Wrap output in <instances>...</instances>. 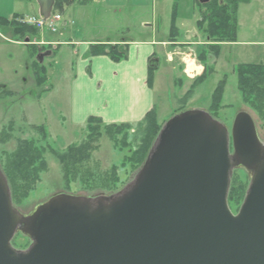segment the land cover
<instances>
[{"label":"water","instance_id":"95a60500","mask_svg":"<svg viewBox=\"0 0 264 264\" xmlns=\"http://www.w3.org/2000/svg\"><path fill=\"white\" fill-rule=\"evenodd\" d=\"M37 2L50 16L55 0ZM239 167L251 181L233 213ZM19 231L31 239L25 250L12 245ZM0 264H264V143L252 116L238 113L230 134L206 111L176 114L120 191L61 193L29 215L0 167Z\"/></svg>","mask_w":264,"mask_h":264},{"label":"rangeland","instance_id":"374dc122","mask_svg":"<svg viewBox=\"0 0 264 264\" xmlns=\"http://www.w3.org/2000/svg\"><path fill=\"white\" fill-rule=\"evenodd\" d=\"M175 1L177 2V30L172 35L169 31L172 23V6ZM104 6L101 0H95L92 6L79 10V18L64 15L62 20L57 22L60 24L69 20V23L74 24H70L67 36L61 38L68 43L60 45L53 55L44 56L43 66L47 79L41 86L35 85L36 77L35 73L33 74L34 66H32L39 55L37 46H28L19 42L25 37L15 34L14 30L15 26L21 24L10 25L9 28L0 26V160L6 152H11L16 148L18 140L40 139V133L34 129L35 126H45L47 134V140H42L40 143L47 149L43 152L45 161L44 169L39 175L40 178L32 192L22 195L19 205L14 204L22 214H31L40 204L61 193L90 197H96L102 193L105 195L113 193L103 190L104 184L99 187V190L91 192L82 189L80 185L86 188L90 185L85 181L91 173L104 177L103 174L116 169V175L120 179L116 183L118 191L131 182L137 173L134 174L132 169L124 163L126 157L130 156L140 143L143 136V123L133 124L126 135L122 133L114 138L107 136L102 130L101 136L92 142L95 148L90 158L81 167L87 171V174L83 173L86 175L83 178L84 182L73 180L69 188L66 187L61 165L53 152H50V149H53L63 153L70 145H81L87 142L86 127H78L70 120V107L75 104L72 94L78 62L75 51L81 50L85 41L106 37L118 40L135 38H149L158 42L164 40L165 44L157 50L161 64L169 69L174 68L177 75L183 72L187 79L189 77L185 72L188 71V61L193 62L192 66L195 65L194 70H196L201 64L200 51L212 53L210 54L212 58L207 60L206 64L210 65L208 71L210 69L214 71L208 72L209 75L205 82L195 81L198 77L196 76L192 78L193 80H189V83H185L176 75L174 77L177 79V87H174L169 85L170 77H172L168 74L169 70L161 66L159 78L164 80V89L159 88L156 91L159 120L163 122L170 119L178 108L182 111L203 110L225 125L231 134L236 115L245 111L252 116L258 136L264 143V110L263 112L256 110L243 101L235 73V67L238 64L251 62L248 58L253 60V64H264V59H262L264 58V45L225 44L220 46V53L215 57L210 49L209 44L211 43L207 42L196 25L200 18L198 0H156L153 12L150 7L148 11L141 13L130 12V8L124 11L109 12L105 11ZM27 8L28 16L38 13L39 7L36 3L27 4ZM152 15L156 23L152 20L149 23H142L143 17L151 18ZM146 24H149V27ZM25 34H28L34 42L39 39L38 36H32V32ZM51 34L60 38L58 31ZM262 37H264V30L257 34L256 38ZM170 38L175 41H171ZM244 39L245 37H241L242 41ZM70 41L79 43L73 47ZM121 45L124 44L121 43ZM194 70L188 72L192 73ZM224 78H226V86L221 107L214 111L211 109L212 94ZM182 85L186 91L179 93L178 86ZM96 94L94 93V98ZM230 148L233 153L232 142ZM236 180L244 181L248 189L251 173L245 168H235L231 177L230 189L234 181L240 183ZM93 185L96 186L94 182ZM243 201L241 203H238V200L235 201L236 203L232 202L233 213L239 211ZM30 244L31 239L21 231L17 232L12 240L13 247L18 250H25Z\"/></svg>","mask_w":264,"mask_h":264},{"label":"trees","instance_id":"16d2710c","mask_svg":"<svg viewBox=\"0 0 264 264\" xmlns=\"http://www.w3.org/2000/svg\"><path fill=\"white\" fill-rule=\"evenodd\" d=\"M26 3L36 2V0H25ZM89 2L88 0H55L54 12L63 14L65 9L73 4ZM199 2L200 18L197 20L196 25L199 32L203 37L210 42V49L216 57L220 53V46L224 43H234L238 41V34L240 29L238 11L239 6L242 3H246L247 0H209V2ZM177 2H174L172 9V23L170 32L173 35L177 30ZM8 25H16L13 22H6ZM15 34L23 35L26 32H32L37 34L38 30L32 26L17 25L15 26ZM171 39V38H170ZM175 41V39H171ZM90 54L92 56L106 55L113 61H121L127 58L128 51L126 45L120 44H93L90 47ZM199 61L204 65V71L196 81L203 82L207 80L208 72H213L209 69L210 65H207V60H210L212 56L209 52L200 51ZM36 64V65H35ZM34 73L36 77V84L38 86L43 85L46 82V70L45 67L34 62ZM214 68V67H213ZM235 73L237 75L238 89L242 94L243 101L256 110L263 112L264 110V64L243 63L235 67ZM153 69L150 70L148 83L153 84ZM226 86V78L221 80L212 94V110H218L221 107V101L223 100V94ZM182 111L181 108L177 109L173 114ZM144 124L143 136L140 143L131 153L126 157L125 165H128L135 174L145 162L156 138L159 135L165 121L158 120L155 109L150 110L140 122ZM132 128L131 124H106L99 117H89L86 125L88 131L87 142L81 145H70L65 152L59 153L53 149L50 152L56 156L59 164L61 165V172L66 184L69 188L70 184L74 181L84 182L83 178L86 176L87 171L81 167L90 158L93 148L92 142L99 138L104 131V134L114 138V136L122 133L127 134V131ZM40 133L41 138L35 140L20 139L11 152H6L3 159L0 160V167L4 172L8 183L10 185L13 202L16 205L20 203V197L32 192L35 184L40 178V172L44 169L43 152L47 149L40 143L47 140V134L45 126L39 125L34 127ZM127 129V130H126ZM103 130V131H102ZM53 150V151H52ZM85 172V174H83ZM102 177L99 174L89 175L85 182L90 185L86 187L80 185L82 189L87 192L93 190H99L102 187L103 190L114 193L118 191L116 183L120 180L116 175V169H111L108 173L103 174ZM97 176H100L99 178ZM238 181V180H236ZM93 182L96 186L93 185ZM237 183L234 181L232 185L228 203L231 209H233L232 202L237 201L241 203L246 193V183L242 180ZM68 184V185H67ZM84 184V183H83ZM113 184V185H112ZM236 203V202H235Z\"/></svg>","mask_w":264,"mask_h":264},{"label":"crops","instance_id":"0c3cea01","mask_svg":"<svg viewBox=\"0 0 264 264\" xmlns=\"http://www.w3.org/2000/svg\"><path fill=\"white\" fill-rule=\"evenodd\" d=\"M88 1L86 4L78 3L67 7L62 16L79 18V10L95 3V0ZM101 2L105 4V11L118 12L130 8V12L141 13L148 11L150 7L153 12L156 0H101ZM27 13V3L24 0H0V26L9 28L6 22ZM238 17L240 24L238 41L232 44L264 45V37L256 38L257 34L262 33L264 30V0H248V2L241 4ZM151 20L156 23L154 15L151 18L143 17L141 21L142 23H149ZM70 24L74 23H69L68 20L58 24L60 38L55 37L49 31L39 34V39L36 42L38 52L45 47L44 51H50L51 54L47 55L50 56L53 55L55 50L59 49L60 45L68 43L61 38L67 36ZM146 25L149 27V24ZM241 37H245V39L242 41ZM69 43L74 47L79 42L70 41ZM83 43L81 50L75 51L74 49L78 62L72 88L75 104L70 107L72 124L85 127L91 116L99 117L108 124H137L144 119L150 110L155 109L157 112L156 91L159 88L164 89V80L159 78L160 68L163 65L157 55V50L165 44L164 40H161V42L149 38L118 40L106 37ZM98 43L126 44L127 58L121 61H113L106 55L92 56L90 47L92 44ZM248 60L251 62L243 63H254L253 60L249 58ZM190 61H188L189 72L195 69L192 66L193 62L190 63ZM163 67L169 70V75H172L169 85L177 87V79L174 77L177 75L175 69ZM197 68L196 73L188 79L183 72H180L177 76L185 83H189V80H193L196 76L202 74L203 66L199 65ZM151 69H153L154 79L153 84L149 85L148 78ZM189 74L192 75L193 72ZM178 88L179 93H181L180 91H186L183 85L178 86ZM94 93H97L95 98Z\"/></svg>","mask_w":264,"mask_h":264},{"label":"built area","instance_id":"2783aa9c","mask_svg":"<svg viewBox=\"0 0 264 264\" xmlns=\"http://www.w3.org/2000/svg\"><path fill=\"white\" fill-rule=\"evenodd\" d=\"M55 19H59V16H56ZM29 22L32 24H35L39 27L48 26V27L53 28V26H54V21H52V20L47 21V20H44L42 18H32V19H29Z\"/></svg>","mask_w":264,"mask_h":264},{"label":"bare ground","instance_id":"6f19581e","mask_svg":"<svg viewBox=\"0 0 264 264\" xmlns=\"http://www.w3.org/2000/svg\"><path fill=\"white\" fill-rule=\"evenodd\" d=\"M193 65V64H192ZM195 68V66H193Z\"/></svg>","mask_w":264,"mask_h":264}]
</instances>
